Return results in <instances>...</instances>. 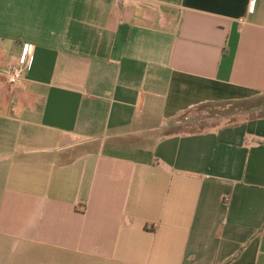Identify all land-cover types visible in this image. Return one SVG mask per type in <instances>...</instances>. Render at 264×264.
I'll return each mask as SVG.
<instances>
[{"label": "crops", "instance_id": "obj_1", "mask_svg": "<svg viewBox=\"0 0 264 264\" xmlns=\"http://www.w3.org/2000/svg\"><path fill=\"white\" fill-rule=\"evenodd\" d=\"M0 264H264V0H0Z\"/></svg>", "mask_w": 264, "mask_h": 264}, {"label": "rangeland", "instance_id": "obj_2", "mask_svg": "<svg viewBox=\"0 0 264 264\" xmlns=\"http://www.w3.org/2000/svg\"><path fill=\"white\" fill-rule=\"evenodd\" d=\"M245 108V106L239 105L236 102L212 105V107L204 108L202 112H199L198 117L197 114H195V116H189L192 114V112H190L188 115L179 118V120H181L179 124L173 121L171 123L172 128L170 127L171 125L166 126L164 133H167L170 130L177 131L178 129L185 133L199 132L206 128H211L212 125H217L218 127L221 125H227L233 120L245 118L242 115ZM190 120L193 122H191L189 126H186L185 123ZM31 143L33 142H30L29 144L31 145Z\"/></svg>", "mask_w": 264, "mask_h": 264}, {"label": "built area", "instance_id": "obj_3", "mask_svg": "<svg viewBox=\"0 0 264 264\" xmlns=\"http://www.w3.org/2000/svg\"><path fill=\"white\" fill-rule=\"evenodd\" d=\"M33 56L28 45H25L18 58V61L9 66L7 71V80L11 85H19L22 83L24 74L30 69Z\"/></svg>", "mask_w": 264, "mask_h": 264}, {"label": "trees", "instance_id": "obj_4", "mask_svg": "<svg viewBox=\"0 0 264 264\" xmlns=\"http://www.w3.org/2000/svg\"><path fill=\"white\" fill-rule=\"evenodd\" d=\"M225 104V103H224ZM227 104H229V103H227ZM239 105H241V104H243V103H238ZM217 105H219V104H217ZM208 107H212V105H206V104H203V105H200V106H198V107H196L195 109H194V111H193V109L192 110H190V111H188V112H186V113H184V114H182V115H180L179 117H177L176 119H174L173 121H175L176 123H180V121L181 120H179V118L180 117H182V116H184V115H188L190 112H192V114L191 115H189V116H195V114H197V117L199 116L198 114H199V112H202L203 111V109L204 108H208ZM172 121V122H173ZM171 122V123H172ZM191 122H193L192 120H190V121H187L186 123H185V125L186 126H189L190 125V123ZM171 123H169V125H171ZM169 125H167V126H169ZM171 128H172V125L170 126ZM215 127H218L217 125H212L211 126V128H215ZM210 128H206L205 130H209ZM205 130H201V131H199V132H203V131H205ZM199 132H188V133H185V132H181L179 129L177 130V131H175V130H170V131H168L166 134H194V133H199Z\"/></svg>", "mask_w": 264, "mask_h": 264}]
</instances>
